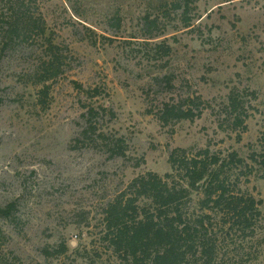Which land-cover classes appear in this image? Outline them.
Listing matches in <instances>:
<instances>
[{
  "label": "rangeland",
  "instance_id": "rangeland-1",
  "mask_svg": "<svg viewBox=\"0 0 264 264\" xmlns=\"http://www.w3.org/2000/svg\"><path fill=\"white\" fill-rule=\"evenodd\" d=\"M187 1L27 0L63 54L44 98L40 28L11 48L0 37V207L15 204L0 216V264L118 263L102 243L104 210L137 176L173 172L175 148L227 159L263 200L258 239L224 231L213 264H264V0ZM10 6L0 0V24ZM168 102L202 114L164 123ZM100 105L92 122L125 138V156L82 135Z\"/></svg>",
  "mask_w": 264,
  "mask_h": 264
},
{
  "label": "trees",
  "instance_id": "trees-1",
  "mask_svg": "<svg viewBox=\"0 0 264 264\" xmlns=\"http://www.w3.org/2000/svg\"><path fill=\"white\" fill-rule=\"evenodd\" d=\"M10 3L12 13L0 24V37L6 47L11 48L18 39L40 28L46 47L36 77L37 83L43 85L39 93L42 98L48 97L49 82L65 71L61 61L63 54L54 37L48 34L44 18L28 13L27 0H10ZM230 99L231 106L237 109V97L232 94ZM99 109L106 108L102 105L88 108V125L82 135L97 136L96 140L105 144L111 156H125V138L110 136L93 124L92 119L100 113ZM201 114L193 108L185 109L168 102L159 113V119L164 123L194 120ZM185 151L182 148L172 151L173 172L165 177L155 172L139 175L108 203L101 239L115 256L116 264H213L219 255L224 231L244 240L258 239L263 200L242 190L239 180H232L225 170L227 159L210 154L209 149L192 158L187 157ZM262 156L264 158V154ZM230 161L244 162L236 151L230 154ZM178 174L183 175L177 180ZM194 193L201 194L197 200ZM14 209L13 203L0 207V216L9 218ZM67 249L63 247L62 252Z\"/></svg>",
  "mask_w": 264,
  "mask_h": 264
}]
</instances>
